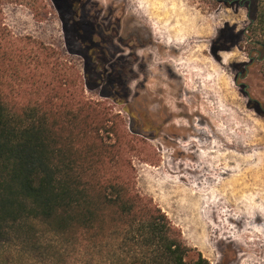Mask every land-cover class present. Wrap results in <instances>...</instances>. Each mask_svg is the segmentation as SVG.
I'll return each instance as SVG.
<instances>
[{"label":"rangeland","instance_id":"374dc122","mask_svg":"<svg viewBox=\"0 0 264 264\" xmlns=\"http://www.w3.org/2000/svg\"><path fill=\"white\" fill-rule=\"evenodd\" d=\"M239 1L81 0L87 27L94 17L117 29L99 67L88 53L69 51L55 0L0 3L14 46L23 48L34 73L27 79L10 71L14 97L41 101L57 86L54 74H65L69 91L58 88L57 102L73 98V91L109 116L118 114L137 191L181 230L188 258L200 252L209 264H264L262 63L246 64L252 45L245 36L217 57L210 52L225 26L233 32L247 26L252 0ZM142 27L150 36L133 38ZM44 235L32 242L24 230H12L0 241V264H60L62 256L64 264H93Z\"/></svg>","mask_w":264,"mask_h":264},{"label":"trees","instance_id":"16d2710c","mask_svg":"<svg viewBox=\"0 0 264 264\" xmlns=\"http://www.w3.org/2000/svg\"><path fill=\"white\" fill-rule=\"evenodd\" d=\"M55 2L61 4L69 51L82 56L88 27L77 19L81 0ZM252 5L245 29L233 32L225 26L210 52L217 57L245 36L252 45L246 64L262 63L264 77V0H252ZM73 43L80 44L77 50ZM22 50L14 46L0 11V241L12 230H24L29 241L46 233L49 243L91 257L93 264H209L200 252L188 258L191 248L181 230L152 198L137 191L114 119L118 114L109 116L97 102L73 91V98L57 102L58 88L69 91L65 74H54L58 87L47 89L41 101L14 97L8 82L13 68L34 78ZM78 78L77 73V84ZM115 90L119 95V87ZM257 103L248 102L251 107ZM32 222L45 228H34Z\"/></svg>","mask_w":264,"mask_h":264},{"label":"flooded vegetation","instance_id":"af4514ba","mask_svg":"<svg viewBox=\"0 0 264 264\" xmlns=\"http://www.w3.org/2000/svg\"><path fill=\"white\" fill-rule=\"evenodd\" d=\"M219 1H226L229 4L237 1L240 4L239 0H232V2H229L228 0H219ZM79 6H80V10H79L80 15L77 18L78 20L84 16V7L81 5V2H80ZM250 6H252L251 10H252V15H253L254 14V7H253L252 3ZM60 17H61L62 22L64 23L63 16L61 15ZM92 20H91L92 22L89 21L90 26L85 29V35H84L85 38L84 39H87L85 53H88L92 57V59L94 60L96 66L99 67L101 65L100 63L105 61L104 58L106 56V50L110 46L111 34H115L117 32V29L116 28L112 29L111 23L109 21L108 22H100L99 20H97L94 17H92ZM81 23H84V22L82 21ZM113 25L117 26V28H118L119 24H117L115 22V24H113ZM85 27H87V25H85ZM147 36H150V34L147 32L146 28L142 27L140 29V32L134 33L133 38H136L138 40L141 38H146ZM120 39H121V37H120ZM123 39L124 38H122V40ZM128 45L130 46L131 44H128ZM124 47H125V45H124ZM107 53H109V51H107ZM117 53H119V52H117ZM112 80H113L114 87H119L118 83H120V82L115 81L114 78Z\"/></svg>","mask_w":264,"mask_h":264},{"label":"water","instance_id":"95a60500","mask_svg":"<svg viewBox=\"0 0 264 264\" xmlns=\"http://www.w3.org/2000/svg\"><path fill=\"white\" fill-rule=\"evenodd\" d=\"M228 1H229V2H232V0H228ZM246 87H247V86H244V91H246Z\"/></svg>","mask_w":264,"mask_h":264},{"label":"bare ground","instance_id":"6f19581e","mask_svg":"<svg viewBox=\"0 0 264 264\" xmlns=\"http://www.w3.org/2000/svg\"><path fill=\"white\" fill-rule=\"evenodd\" d=\"M179 150V149H178ZM186 152V151H185ZM187 153V156L190 155V151L186 152Z\"/></svg>","mask_w":264,"mask_h":264}]
</instances>
